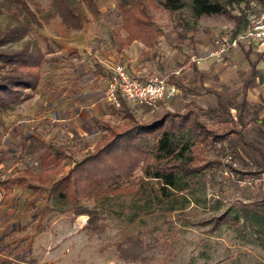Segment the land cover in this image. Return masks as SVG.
I'll return each mask as SVG.
<instances>
[{"label":"rangeland","instance_id":"374dc122","mask_svg":"<svg viewBox=\"0 0 264 264\" xmlns=\"http://www.w3.org/2000/svg\"><path fill=\"white\" fill-rule=\"evenodd\" d=\"M72 1L86 17L81 30L67 28L50 0H0V51L27 49L44 57L32 70L36 86L25 90L27 98L0 104V260L264 264V41L242 39L224 59L207 57L217 37L242 36L264 10V0L233 5L236 18L197 17L189 6L171 12L163 0H154L149 7L162 33L159 42L150 48L133 41L123 51L115 36L119 29L127 34L116 0H93L95 11L83 0ZM8 28L21 31L22 38H4ZM254 63L255 78L248 82ZM116 64L136 77L160 75L178 88L157 109L130 106L138 123L194 108L206 124L220 131L233 126L242 136L233 134L206 151L207 166L184 178L183 192L166 196L160 181L138 170L131 182L140 192L120 182L117 194L81 201L87 213L78 215L49 199L42 170L54 165L40 164L27 137L43 143L44 152L64 153V171L52 178L91 153L104 133L99 119L125 123L103 92ZM222 119L233 122L220 126ZM154 143L150 136L146 145ZM20 170L36 189H5L2 182Z\"/></svg>","mask_w":264,"mask_h":264},{"label":"trees","instance_id":"16d2710c","mask_svg":"<svg viewBox=\"0 0 264 264\" xmlns=\"http://www.w3.org/2000/svg\"><path fill=\"white\" fill-rule=\"evenodd\" d=\"M83 1L93 11L96 10L93 0ZM116 1L122 16L121 27L127 34L123 36L120 29L116 32L119 50L123 51L133 41H140L150 48L155 47L162 33L155 26L149 7L154 4V0ZM250 1L252 0H163L162 5L171 12L189 6L197 17L222 14L236 18L231 12L232 6ZM50 2L53 12L67 28H83L86 17L78 4L72 0ZM10 34L18 39L23 36L18 29L8 28L3 37L7 38ZM76 56L73 54L71 57ZM43 60L40 52H29L27 49L9 53L0 51L1 105L5 98L13 104L21 103L27 98L25 90L36 86V75L32 70ZM256 66L254 63L252 78L248 82L255 78ZM113 112L123 117L125 123L115 126L110 121L99 119L104 133L95 149L59 178H52V175L56 171H64V165L60 163V160L65 159L64 153L44 152L43 143L36 138L27 137L30 140L29 148L36 154L40 164L54 165L42 170V176H45L42 182L47 186L49 199L54 197L57 204L67 205L68 209L78 215L87 213L81 207V201L117 194L122 186L119 185L120 182H127L132 186L129 191H134L135 185L131 179L138 170L143 172L144 178L160 181L166 196L178 190L183 192L187 185L184 178L200 173L207 166L208 161H205L203 155L206 151L233 134L242 136L241 131H237L235 127H225L233 119L217 120V124L225 127L224 131H220L215 124L209 125L202 121L194 108L184 113L169 111L162 118L148 124L138 123L131 107L124 100L120 108L113 107ZM150 136L155 140L152 148L146 145ZM23 171H18L2 182L7 191H11L15 185L36 189L27 182ZM137 191L140 192V189H135L134 192ZM234 220L235 224L240 225L238 219ZM260 223L264 226L263 219ZM0 264L13 262L4 259L0 260Z\"/></svg>","mask_w":264,"mask_h":264},{"label":"built area","instance_id":"2783aa9c","mask_svg":"<svg viewBox=\"0 0 264 264\" xmlns=\"http://www.w3.org/2000/svg\"><path fill=\"white\" fill-rule=\"evenodd\" d=\"M242 39L250 43L264 41V10L254 16L242 36L217 37L207 57L224 59L232 49L239 47ZM192 59L198 62L202 58ZM103 92L106 100L116 108H120L124 100L129 106L157 109L163 101L173 99L178 93V88L175 83L160 75L143 79L134 76L124 64H116L110 68L109 79Z\"/></svg>","mask_w":264,"mask_h":264},{"label":"crops","instance_id":"0c3cea01","mask_svg":"<svg viewBox=\"0 0 264 264\" xmlns=\"http://www.w3.org/2000/svg\"><path fill=\"white\" fill-rule=\"evenodd\" d=\"M141 78L145 79L143 76Z\"/></svg>","mask_w":264,"mask_h":264}]
</instances>
